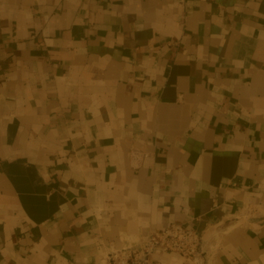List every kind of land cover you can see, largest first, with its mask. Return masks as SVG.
I'll list each match as a JSON object with an SVG mask.
<instances>
[{
  "label": "crops",
  "instance_id": "1",
  "mask_svg": "<svg viewBox=\"0 0 264 264\" xmlns=\"http://www.w3.org/2000/svg\"><path fill=\"white\" fill-rule=\"evenodd\" d=\"M176 224L264 264V0H0V264Z\"/></svg>",
  "mask_w": 264,
  "mask_h": 264
},
{
  "label": "built area",
  "instance_id": "2",
  "mask_svg": "<svg viewBox=\"0 0 264 264\" xmlns=\"http://www.w3.org/2000/svg\"><path fill=\"white\" fill-rule=\"evenodd\" d=\"M205 240L194 228L176 224L165 230L153 231L129 245L109 252L105 264H161L156 257L178 254L183 257L203 254Z\"/></svg>",
  "mask_w": 264,
  "mask_h": 264
},
{
  "label": "rangeland",
  "instance_id": "3",
  "mask_svg": "<svg viewBox=\"0 0 264 264\" xmlns=\"http://www.w3.org/2000/svg\"><path fill=\"white\" fill-rule=\"evenodd\" d=\"M112 251H116V249H111L110 252ZM202 255L203 254L198 255L197 258H194L193 256L183 257L182 255H177V257H179L184 264H201Z\"/></svg>",
  "mask_w": 264,
  "mask_h": 264
},
{
  "label": "bare ground",
  "instance_id": "4",
  "mask_svg": "<svg viewBox=\"0 0 264 264\" xmlns=\"http://www.w3.org/2000/svg\"><path fill=\"white\" fill-rule=\"evenodd\" d=\"M202 253L205 254L204 249H203V252Z\"/></svg>",
  "mask_w": 264,
  "mask_h": 264
}]
</instances>
